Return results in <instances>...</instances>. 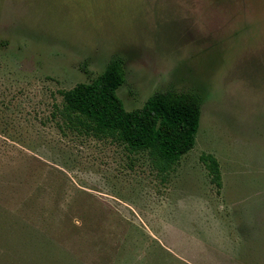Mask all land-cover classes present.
<instances>
[{
	"label": "rangeland",
	"instance_id": "1",
	"mask_svg": "<svg viewBox=\"0 0 264 264\" xmlns=\"http://www.w3.org/2000/svg\"><path fill=\"white\" fill-rule=\"evenodd\" d=\"M114 60L200 97L172 169L67 120ZM0 264H264V0H0Z\"/></svg>",
	"mask_w": 264,
	"mask_h": 264
},
{
	"label": "trees",
	"instance_id": "2",
	"mask_svg": "<svg viewBox=\"0 0 264 264\" xmlns=\"http://www.w3.org/2000/svg\"><path fill=\"white\" fill-rule=\"evenodd\" d=\"M120 60L91 82L64 91V112L77 130L110 138L133 152H147L152 162L168 171L195 145L201 120V99L192 92L159 91L143 107L127 111L117 89L125 81ZM213 180L220 184L218 160L203 155Z\"/></svg>",
	"mask_w": 264,
	"mask_h": 264
}]
</instances>
